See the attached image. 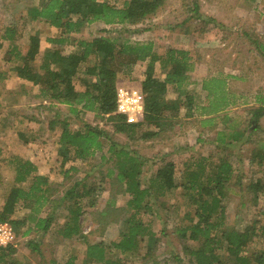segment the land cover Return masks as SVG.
<instances>
[{"label": "trees", "instance_id": "1", "mask_svg": "<svg viewBox=\"0 0 264 264\" xmlns=\"http://www.w3.org/2000/svg\"><path fill=\"white\" fill-rule=\"evenodd\" d=\"M111 1L39 0L37 6L30 7L28 16L25 13L23 20L43 22L59 31V37L47 40L54 47L42 52L38 67L33 66L39 52L37 35L29 36L28 49L23 55L12 44L17 38L16 30L11 26L3 29L0 50L3 42H6L8 50L4 54L5 61L13 63L10 71L15 77L38 86L41 97L51 104L66 106L76 118L91 112L99 120L105 119L110 123L111 130L108 132L89 124L73 130L65 120H53L46 127L48 133H54L58 125L60 130L57 134L55 132L56 143L52 149L43 140L42 144H36L33 138L37 134L34 118H28V127L17 133V140L22 145H29L30 149L36 145V154L42 158L14 157L10 162L14 167V182L18 185H13L0 203V222L8 223L16 238H26L33 232L44 235L51 230L57 212L64 211L63 222L55 233L62 239L75 238L83 244L81 264H126L124 259L139 255L141 251L143 259L153 257L159 238L149 231L141 216L151 210V199L163 197L180 188L193 210V215L188 212L184 214L182 225L176 230L179 238L193 243V246L183 247L188 264H264V218L241 231L223 227V203L230 194L229 186L234 179H237L239 186L238 194L249 196L253 207L259 194L264 199V143L251 151L248 161L249 164L261 166L263 174L261 177H251L245 186L238 181L234 165L229 160L230 151L226 147L236 142L244 144L258 132L259 120L264 116V89L259 90L260 95L255 101L261 105L250 110L247 127L243 128L241 123L236 129L228 126V131L225 128L217 130L213 137L206 139V142H213L215 146L227 150L223 156H218L215 162L211 156L199 157L195 168L184 165L186 172L183 177L180 172L177 175L173 162L163 160L143 185L141 175L144 169L149 168L150 160L136 153V144L158 141L166 133L172 132L175 125L180 127V107L185 112L182 117H193L195 104L199 100L198 93L203 95V104L196 105L199 116L203 117H199L202 127L213 125L218 114L233 106L236 99L228 89L225 76L221 74L204 78L199 83L198 92L188 90V86L194 82L189 75L193 68L192 56L187 50L169 48L157 54L150 41L119 40L117 36H99L76 42L69 40L70 34L81 33L85 26L93 23L108 27L138 26L163 9L167 0H121L120 6ZM189 11L192 15L187 21L195 20L205 26L211 24L219 28L214 18L199 13L196 2ZM113 31L120 33L121 29L115 28ZM141 31L136 28L132 32L126 29L123 32ZM102 33L108 32L102 30ZM202 33H206V30L201 29ZM246 36L264 60V45L256 37ZM64 45L75 50L66 54L58 48ZM90 60H93L91 65L81 67ZM139 62H146L144 78L134 82L132 88L141 94V110L119 113L116 94L121 84L117 81V74L127 76ZM156 63L163 70L162 79L154 76ZM1 74L0 79L4 76ZM168 93L173 97L167 98ZM225 120L227 118L222 122ZM137 133L139 136L134 139ZM116 135H122L132 144L112 141ZM196 141L202 140L197 138ZM53 152L60 158L63 179H71L73 174L79 172L76 166L63 168L69 161L85 162L99 153L101 161L111 163L108 174L113 177L107 178V175L103 184V189L110 193V199L102 210L86 212V209L94 208L97 201V196H94L96 185L92 183L87 186L85 182H80L86 176L73 181L61 194L52 198L54 188L48 177L39 172L40 166L51 159ZM44 153L47 154L45 157ZM178 177L183 179L178 182ZM116 195L125 198L123 206L115 204ZM18 206L27 209L28 213L22 218H13ZM86 213L92 216L94 232L99 236L111 223L118 224L116 238L109 244L102 241L91 243L88 235L92 232L84 233L81 228V219ZM262 214L264 217V211ZM26 245L33 252L40 253L38 244L33 240H28ZM223 248L227 253L225 257H221ZM14 253L12 245L0 247V264H21L14 259ZM75 260L76 257L72 255L66 264H75ZM173 260L176 264H184L176 256H173Z\"/></svg>", "mask_w": 264, "mask_h": 264}, {"label": "rangeland", "instance_id": "2", "mask_svg": "<svg viewBox=\"0 0 264 264\" xmlns=\"http://www.w3.org/2000/svg\"><path fill=\"white\" fill-rule=\"evenodd\" d=\"M111 2L117 6L121 5V0ZM194 2L198 6L199 13L204 17L214 18L219 28L212 27L211 24L205 26L195 20H186L192 15L189 10ZM38 3L39 0H0V35L5 27H13L17 32V38L12 44L16 45L23 55L28 49L29 36L37 35L39 52L33 62L34 67L39 66L42 52L46 48L54 47L47 40L59 37V31L48 24L23 20L28 9L37 6ZM21 15L22 17H19ZM115 28L121 29V32L113 31ZM136 28L142 31L140 33L123 32L125 29L132 32ZM201 29H205L206 33L200 34ZM102 30H107L108 33H102ZM246 35L253 39L256 37V40L264 45V0H167L163 9L138 26L108 27L93 23L85 26L81 33L70 34L71 42L80 39L91 40L99 36L114 38L117 36L119 40L150 41L157 54H162L169 48L187 50L192 56L193 68L189 75L191 81L194 82L188 86V90L198 92L199 83L204 78L221 74L226 78L228 89L234 94L235 104L219 113L213 125L200 126V118L203 117L199 116L196 105L203 104V95L198 93L199 100L195 104L193 117H182L185 112L180 107V127L175 125L172 132L166 133L158 141L136 144V149H134L136 153L150 160L149 168L144 169L141 175L143 185L163 160L173 162L175 172L177 175L180 172L183 177L186 172L183 169L184 165L193 169L196 167L197 159L202 156H211L212 161L215 162L218 156H223L227 150L230 151L229 160L234 165L238 181L243 186L249 182L251 177L262 176V167L249 164L248 161L251 151L264 143V116L259 120L258 132L251 135L250 140L244 144L233 143L226 146L228 149L224 151L223 148L206 142V139L213 137L217 130L225 128L228 131L226 128L228 126L236 129L240 123L243 128L247 127L251 116L250 110L261 105L255 101L260 95L259 90L264 89V60L258 55ZM58 48L66 54L75 50L67 45L58 46ZM7 50L8 44L3 42V48L0 50V74H4L0 79V203L10 188L18 185L14 182V167L10 164L13 158H24V156L30 159L42 158L36 154V145L30 149L29 145H22L17 140V133L27 129L28 118H34V130L37 134L32 137L36 144H42L43 140L52 149L55 148L56 143L55 132L57 134L60 130L58 125L54 133H48L46 127L53 120L58 122L65 120L69 128L73 130L82 129L84 124L97 126L108 132L111 130L109 122L105 119L99 120L91 112H85L76 118L69 113L66 106L46 101L39 95L38 86H33L15 77L10 71L13 63L5 61L4 54ZM92 62L93 60H90L81 67L89 66ZM145 69L146 62H139L127 76L117 74V81L121 84L119 88L133 89L132 84L144 78ZM154 76L158 79L163 78V70L158 63L154 65ZM172 97L171 93L167 94V98ZM224 118H227L226 122H222ZM138 136L137 133L134 139ZM197 138L202 141L197 142ZM112 141L120 144L127 143V145L131 143L122 135L114 136ZM102 153L106 156L105 151ZM46 155L44 153L43 157ZM99 155L97 153L93 159L85 162H67L63 168L76 166L79 172L73 174L71 179H63L60 173V158L53 152L51 159L40 166V172L48 177L54 188L52 198L61 194L73 181H79L86 176V179L80 182H85L87 186L94 183L97 188L94 194L97 196L95 207L86 209V212L102 210L110 199V193L103 189V184L107 175V178H112L113 175L108 174L111 163L101 161ZM182 177H178L177 181L180 182ZM236 180L234 179L229 186L230 194H227L223 203L225 206L223 227L241 231L254 221L264 218L262 214L264 199L261 198L262 194H259L256 206L253 207L249 196L238 194L239 186ZM183 193L180 188H177L163 197L151 199V210L141 217L149 231L159 238L155 254L151 259H143V251H141L139 255L128 256L124 259L126 264H176L173 256L184 261V264H188L183 247L193 246V243L179 238L176 234V230L182 225L184 214L188 212L193 215L192 206L188 204ZM115 197V204L123 206L125 198L122 195ZM27 213V209L18 206L13 218L16 216L22 218ZM64 214V211L57 212L51 230L44 235L33 232L26 238L14 236L12 242L8 244L15 248L14 259L21 264H66L70 256L74 255L75 264H81L84 254L83 244L75 238L62 239L55 233L63 222ZM81 228L84 233L92 232L88 235L91 243L102 241L109 244L118 234V224L111 223L106 227L103 235L99 236L94 232L95 225L90 213L83 215ZM28 240H33L38 244L40 253H35L27 247ZM225 256L227 253L223 248L221 257Z\"/></svg>", "mask_w": 264, "mask_h": 264}, {"label": "built area", "instance_id": "3", "mask_svg": "<svg viewBox=\"0 0 264 264\" xmlns=\"http://www.w3.org/2000/svg\"><path fill=\"white\" fill-rule=\"evenodd\" d=\"M141 94L134 89L119 88L116 94L117 111L133 113L141 110ZM13 233L8 223L0 222V247H5L13 240Z\"/></svg>", "mask_w": 264, "mask_h": 264}, {"label": "crops", "instance_id": "4", "mask_svg": "<svg viewBox=\"0 0 264 264\" xmlns=\"http://www.w3.org/2000/svg\"><path fill=\"white\" fill-rule=\"evenodd\" d=\"M209 143H211V144L215 145V143H213V142H209ZM39 174H43V173L39 172Z\"/></svg>", "mask_w": 264, "mask_h": 264}]
</instances>
